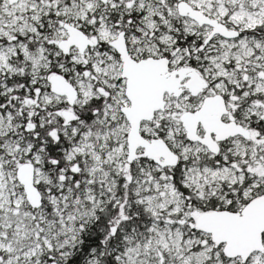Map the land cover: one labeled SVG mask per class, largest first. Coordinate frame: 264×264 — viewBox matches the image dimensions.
I'll list each match as a JSON object with an SVG mask.
<instances>
[{"label": "snow or ice", "instance_id": "1", "mask_svg": "<svg viewBox=\"0 0 264 264\" xmlns=\"http://www.w3.org/2000/svg\"><path fill=\"white\" fill-rule=\"evenodd\" d=\"M0 264H264V0H0Z\"/></svg>", "mask_w": 264, "mask_h": 264}]
</instances>
